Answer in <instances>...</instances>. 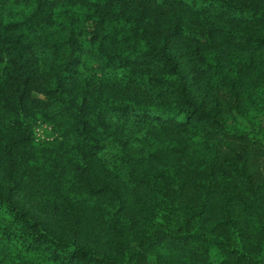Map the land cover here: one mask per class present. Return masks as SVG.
<instances>
[{"label":"trees","instance_id":"1","mask_svg":"<svg viewBox=\"0 0 264 264\" xmlns=\"http://www.w3.org/2000/svg\"><path fill=\"white\" fill-rule=\"evenodd\" d=\"M0 264H264V0H0Z\"/></svg>","mask_w":264,"mask_h":264},{"label":"rangeland","instance_id":"2","mask_svg":"<svg viewBox=\"0 0 264 264\" xmlns=\"http://www.w3.org/2000/svg\"><path fill=\"white\" fill-rule=\"evenodd\" d=\"M36 130H37V135L39 137H43V136H45L46 132L48 131V127L45 124L40 123V124H38Z\"/></svg>","mask_w":264,"mask_h":264}]
</instances>
